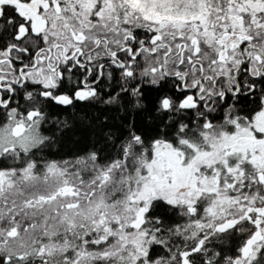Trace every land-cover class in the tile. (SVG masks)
Listing matches in <instances>:
<instances>
[{"label":"snow or ice","instance_id":"obj_1","mask_svg":"<svg viewBox=\"0 0 264 264\" xmlns=\"http://www.w3.org/2000/svg\"><path fill=\"white\" fill-rule=\"evenodd\" d=\"M0 264H264V0H0Z\"/></svg>","mask_w":264,"mask_h":264}]
</instances>
